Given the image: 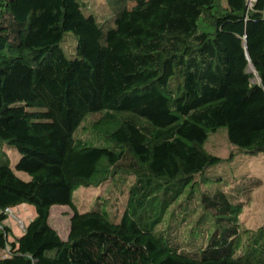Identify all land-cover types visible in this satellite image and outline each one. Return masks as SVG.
Listing matches in <instances>:
<instances>
[{
	"label": "trees",
	"instance_id": "obj_1",
	"mask_svg": "<svg viewBox=\"0 0 264 264\" xmlns=\"http://www.w3.org/2000/svg\"><path fill=\"white\" fill-rule=\"evenodd\" d=\"M106 2L100 19L86 0H0V145L30 177L0 153V249L20 264H264V225L239 220L261 181L230 182L207 148L225 129L239 152L264 153V0ZM88 117L103 144L76 137ZM130 178L120 220L74 201ZM24 204L29 255L5 225ZM56 205L72 211L66 240Z\"/></svg>",
	"mask_w": 264,
	"mask_h": 264
},
{
	"label": "rangeland",
	"instance_id": "obj_2",
	"mask_svg": "<svg viewBox=\"0 0 264 264\" xmlns=\"http://www.w3.org/2000/svg\"><path fill=\"white\" fill-rule=\"evenodd\" d=\"M86 1L90 7L88 13L94 12L100 19L110 16L111 12L107 6L108 3L106 0ZM61 46L69 58L76 57V39L72 33L66 34ZM257 81L258 77L255 76L252 79V82L255 83ZM96 119L97 117H88L78 129L76 137L93 142L94 144H103V141L99 139V136L96 135L92 128ZM224 132L225 129H223L222 132L211 135L207 148L211 153L225 159L224 164L217 169L218 173L220 170L222 173L228 172L229 176L227 174V177H229L230 182L231 180L239 181L245 176H250L261 181L251 192L250 199L248 201L247 199H244L246 204L239 217L242 227L256 230L264 225V153L249 155L239 152L236 147H233L227 142ZM1 152L5 154L4 160L10 163L19 177L24 180L30 179L27 173L18 171L15 168L20 159V155L16 149L9 147L8 144L4 143L0 145V153ZM230 156L233 157L232 161H226ZM132 180L133 179L130 178L126 183L119 186L103 184L79 187L73 193L74 201L83 211L91 210L96 207L105 211L110 218L120 220L121 215L127 206V195L133 184ZM207 187L212 188L209 184H207ZM230 187H237L235 181L228 186V188ZM203 189H205L204 185L200 187V191ZM12 213L13 216H8L9 218L5 222V225H7L13 233V235L8 236V241L16 242L15 249L21 250L19 253L20 255H29L31 247L28 245H22L20 248L18 239H23L26 235L27 226L36 216L35 209L29 204H24L12 208ZM71 214L72 211L69 206L56 205L51 209L49 222L64 240L68 238ZM0 258L8 261L1 264L21 263L18 260L9 261V259L14 258V253H12L9 247L6 249H0Z\"/></svg>",
	"mask_w": 264,
	"mask_h": 264
},
{
	"label": "built area",
	"instance_id": "obj_3",
	"mask_svg": "<svg viewBox=\"0 0 264 264\" xmlns=\"http://www.w3.org/2000/svg\"><path fill=\"white\" fill-rule=\"evenodd\" d=\"M253 1V0H251ZM6 213L8 214L9 217L13 216L12 209H7Z\"/></svg>",
	"mask_w": 264,
	"mask_h": 264
}]
</instances>
